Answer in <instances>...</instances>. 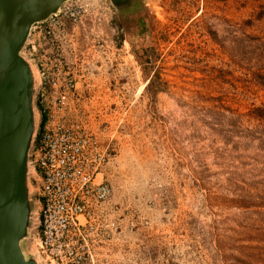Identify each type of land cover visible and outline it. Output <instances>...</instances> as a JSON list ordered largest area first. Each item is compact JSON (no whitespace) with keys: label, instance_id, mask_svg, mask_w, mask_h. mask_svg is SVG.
<instances>
[{"label":"rangeland","instance_id":"obj_1","mask_svg":"<svg viewBox=\"0 0 264 264\" xmlns=\"http://www.w3.org/2000/svg\"><path fill=\"white\" fill-rule=\"evenodd\" d=\"M80 1L88 11L70 34L85 73L68 120L111 155V196L81 264H264V0ZM20 57L36 89L26 46ZM32 104L20 247L47 264L36 91Z\"/></svg>","mask_w":264,"mask_h":264},{"label":"built area","instance_id":"obj_2","mask_svg":"<svg viewBox=\"0 0 264 264\" xmlns=\"http://www.w3.org/2000/svg\"><path fill=\"white\" fill-rule=\"evenodd\" d=\"M87 8L80 0L67 1L56 14L31 27L25 44L40 77L36 100L43 123L33 166L41 202L36 239L47 264L82 263L79 243L92 222L103 217L111 196L101 178L110 161V146L68 120L72 106L81 101L78 85L85 73L70 31Z\"/></svg>","mask_w":264,"mask_h":264},{"label":"water","instance_id":"obj_3","mask_svg":"<svg viewBox=\"0 0 264 264\" xmlns=\"http://www.w3.org/2000/svg\"><path fill=\"white\" fill-rule=\"evenodd\" d=\"M67 1L0 0V264H35L25 259L20 247L27 213L18 184L29 148L23 144L29 117L22 111L20 53L31 27Z\"/></svg>","mask_w":264,"mask_h":264},{"label":"bare ground","instance_id":"obj_4","mask_svg":"<svg viewBox=\"0 0 264 264\" xmlns=\"http://www.w3.org/2000/svg\"><path fill=\"white\" fill-rule=\"evenodd\" d=\"M19 69L21 74L20 82H21L22 111L24 115L26 114L27 117H29V119L25 121V132L23 135L24 148H27L31 144L32 139L35 136L34 128L36 125V121H35L36 114L32 104V96L35 91V85L37 83L38 77L35 69L25 60L20 61ZM21 179H23L22 182ZM21 179L19 178L18 187L21 196H24L27 189L24 184L25 176L23 174L21 176Z\"/></svg>","mask_w":264,"mask_h":264}]
</instances>
